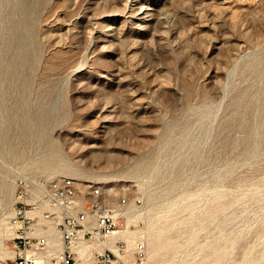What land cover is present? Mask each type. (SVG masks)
Listing matches in <instances>:
<instances>
[{
	"label": "rangeland",
	"instance_id": "rangeland-1",
	"mask_svg": "<svg viewBox=\"0 0 264 264\" xmlns=\"http://www.w3.org/2000/svg\"><path fill=\"white\" fill-rule=\"evenodd\" d=\"M22 173L126 185L147 264H264V0H0Z\"/></svg>",
	"mask_w": 264,
	"mask_h": 264
},
{
	"label": "built area",
	"instance_id": "built-area-1",
	"mask_svg": "<svg viewBox=\"0 0 264 264\" xmlns=\"http://www.w3.org/2000/svg\"><path fill=\"white\" fill-rule=\"evenodd\" d=\"M15 184L12 201L0 208V224L4 221L13 231L7 239L13 252L10 264H78L77 244L86 245L81 250L86 259L93 255L95 264H147L142 237L133 247L128 238L112 240L125 224L131 205L142 202L133 197L131 204L126 185L28 174H20ZM50 225L58 233L50 234ZM58 239L61 249L51 251Z\"/></svg>",
	"mask_w": 264,
	"mask_h": 264
},
{
	"label": "bare ground",
	"instance_id": "bare-ground-1",
	"mask_svg": "<svg viewBox=\"0 0 264 264\" xmlns=\"http://www.w3.org/2000/svg\"><path fill=\"white\" fill-rule=\"evenodd\" d=\"M22 174H25V173H22ZM31 176H33V177H38L39 175H31ZM42 176V175H41ZM62 176H66V175H62ZM47 177V176H46ZM70 177V176H69ZM70 178H73V177H70ZM74 179H76V178H74ZM94 182V181H93ZM95 183H97V182H95ZM115 186H117V185H115ZM122 186V185H121ZM123 186H125V185H123ZM118 187V186H117ZM12 199H13V186H11V188L10 189H8V187H7V185H3V188L2 187H0V208H3V207H5L6 205H8L11 201H12ZM131 204H132V202H131ZM132 207L129 209V212L127 213V217L129 216V214L135 209V208H137V206H135V205H131ZM29 214H31V215H34V216H37L38 214H37V212L36 211H31V212H29ZM127 217H126V223H125V225L126 226H129L130 224H129V222H127ZM40 220H42L41 219V217H40V219L38 218V222L40 223ZM0 225H2V227L0 228V237H3L2 239H3V241H4V247H6L7 249H8V251L10 252V254H11V256L10 257H13V252L8 248V242H7V239H9L10 237H12V235H13V231L10 229V228H8V227H6L5 225H4V221H1V224ZM56 230V231H55ZM48 231H49V233L50 234H52V233H58V230L56 229V227L55 226H52V225H50L49 226V228H48ZM126 230L125 231H123L122 232V229L119 231V232H116L117 234L116 235H114V236H112V240H116V238H118L119 236L120 237H125V238H128V240H129V245H130V247H133L132 245H134V241L138 238L139 239V237H134L133 238V236L132 235H130V234H127L126 235ZM145 241V240H144ZM146 243V242H145ZM83 246H85L86 247V245L85 244H77L76 245V248H75V250L77 251V252H79V255H78V264H95V258H94V256L92 255V256H90L89 258H85V256H84V254H83V252H82V250H81V247H83ZM58 249H61V243H60V240L58 239V240H56V242H55V245H53L52 246V250L51 251H55V250H58ZM99 249V248H98ZM147 256H148V251H147ZM148 263V262H147Z\"/></svg>",
	"mask_w": 264,
	"mask_h": 264
}]
</instances>
